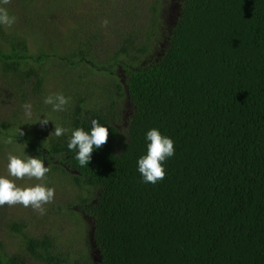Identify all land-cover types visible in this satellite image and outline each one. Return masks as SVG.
<instances>
[{"label": "trees", "instance_id": "16d2710c", "mask_svg": "<svg viewBox=\"0 0 264 264\" xmlns=\"http://www.w3.org/2000/svg\"><path fill=\"white\" fill-rule=\"evenodd\" d=\"M178 3L154 61H138L144 46L130 52L132 25L120 29L108 61L90 58L91 44L77 45L74 57L66 58L71 65L89 62L108 73L121 65L123 84L115 85L131 103L125 127L130 137L103 124L105 112L85 107L80 94L64 112V122L88 131L97 119L117 138L115 145L108 139L94 149L88 166H79L69 139L45 145L31 134L13 135L29 142L36 150L32 155L52 170L71 173L86 189L98 188L96 195L79 194L75 201L93 219L97 264H264V0ZM28 43L25 33L0 25V68L14 78L9 90L21 103L45 93L43 63L54 54L30 51ZM119 54H128L131 63ZM152 128L170 137L175 148L164 162L165 178L156 184L143 182L137 164L147 154L146 133ZM1 133L8 134L2 125ZM70 212V217L78 213L72 207ZM24 226L11 223L16 231ZM56 238L30 235L25 248L46 264L66 263L71 251L55 250ZM0 264L22 262L0 245Z\"/></svg>", "mask_w": 264, "mask_h": 264}, {"label": "rangeland", "instance_id": "374dc122", "mask_svg": "<svg viewBox=\"0 0 264 264\" xmlns=\"http://www.w3.org/2000/svg\"><path fill=\"white\" fill-rule=\"evenodd\" d=\"M22 1H26L28 7L24 6ZM22 1L11 0V3L5 6L9 14L15 13L16 21L11 27H4L7 31L25 33L30 51H37L39 48L49 49L54 51V56L72 48L75 50L76 44H91L90 58H93L95 62L110 59L112 50L119 45L117 38L120 29H128L127 26L130 25L133 26L130 31L134 34L132 39L135 40L130 44V52L133 53L135 47L144 46L145 50L143 49L144 51L138 55L140 57L138 61L142 64L154 61L164 49L166 37L171 31L175 14L180 8V3H178L180 0ZM105 20L108 21L106 26L104 25ZM119 57L127 64L132 61L128 54H119ZM50 60L49 56L44 61L45 65L47 64V71H51L50 74L44 76L42 81L45 93L42 96L31 97L29 95L23 103L19 102L15 92L9 90V84L14 78L0 68V125L8 132L6 135L0 134V176L14 180L20 187L44 183L47 187L55 189V198L51 203L44 205L46 211L43 215L34 211L30 206L24 207L22 204L0 206V245L5 255L18 258L22 264H46L27 251L24 239L30 235L40 238L42 234L47 233L54 238L57 236L55 239L57 249L55 250L71 251L70 261L60 264H86L87 259L92 264H97L100 261V253L91 236L93 219L83 209L79 211L75 201L79 194L96 195L98 188L96 186L89 189L84 188L71 179V173L52 170L51 164L46 160L45 166L49 167L50 171L46 173L43 181L28 177L22 180L15 179L8 173L7 157L9 153L21 158L27 155L33 156L32 152L22 150L23 144L20 136H16L19 131L25 134L31 131L30 134L36 138L41 135H51L59 117L54 113L51 105L44 102L37 106L34 105L39 98H45L49 94L63 93L66 97L70 88L66 83L71 82V73L73 77L77 73L83 76L80 82L76 83L77 88L84 87V85L88 88V92L81 94L87 100L83 105L98 110V113L104 114L105 112L104 123H102L113 125L119 133V130L127 126L131 110L127 94L121 93L115 85L116 82L123 84L124 69L117 63L113 66V71L108 73L106 70H98L91 63L88 65V62L83 67L84 73L71 65L68 72L63 68L57 71L58 68L53 66ZM33 79L34 77L30 76L28 80L31 82ZM25 103L32 105L31 119L24 114L23 105ZM70 105L69 102L66 106L70 107ZM45 116L49 122L46 126H41L39 120L44 119ZM60 120L62 121V115ZM15 133L17 134L13 135ZM9 137L13 139L12 144L5 143ZM108 139H114L115 145L117 138H110L109 134ZM70 199L72 209L78 212L71 217V207L66 205ZM57 206H60L59 209ZM76 219H81L83 223L78 224ZM13 221L25 223L23 230H13L11 228Z\"/></svg>", "mask_w": 264, "mask_h": 264}, {"label": "clouds", "instance_id": "9594fccd", "mask_svg": "<svg viewBox=\"0 0 264 264\" xmlns=\"http://www.w3.org/2000/svg\"><path fill=\"white\" fill-rule=\"evenodd\" d=\"M10 3L11 0H0V25L11 27L16 21V17L10 15L7 7H5ZM107 23L108 21L105 20L104 25L106 26ZM43 102L52 105L53 111H64L66 105L70 102V98L65 97L63 93H54L46 96ZM23 108L25 116L31 119L32 105L25 103ZM48 122L49 119L46 116L44 119L39 120L41 126H46ZM67 131L69 130L55 125V130L51 133V136L60 137ZM129 132V128L121 129V134L124 136L130 137ZM19 135H23V133L19 131ZM108 138L109 128L102 125L99 120L92 119L90 130L86 131L83 127L71 130L68 149L75 153V159L78 161L79 166L85 167L89 165L94 149H99L105 145ZM146 139L149 142L147 154L138 159V171L143 178V182L156 184L166 176L164 162L175 154L174 141L163 135L157 128L150 129L146 133ZM5 143L12 144V137H9ZM7 159L8 173L15 179L22 180L28 177L29 179L35 178L37 181H43L46 173L50 171V168L45 166V160L40 157L27 155L21 158L9 153ZM54 198L55 189L47 187L44 183L20 187L16 185L14 180L0 176V206L22 204L24 207L30 206L34 211L43 215L46 211L44 205L51 203Z\"/></svg>", "mask_w": 264, "mask_h": 264}, {"label": "crops", "instance_id": "0c3cea01", "mask_svg": "<svg viewBox=\"0 0 264 264\" xmlns=\"http://www.w3.org/2000/svg\"><path fill=\"white\" fill-rule=\"evenodd\" d=\"M77 46V44L75 45V47ZM70 48H68V50H69ZM73 50H74V48H72L71 50H69V51H67V52H65V53H60V54H56V55H50V57H51V60H50V62H53V66H55V67H57L58 69H57V71H61L59 68H63L64 70H66L67 72L70 70V65L71 64H69L68 62H67V60H66V58H69V56H71V57H74V53H72L73 52ZM70 57V58H71ZM74 59V58H73ZM45 65V63H43V66ZM47 65V64H46ZM84 65H87V63H85V62H80V63H77V64H75V65H71V66H73V67H75L76 69H78V70H80V71H82L83 72V67H84ZM90 69H91V67H90ZM54 71H56V70H54ZM53 71V72H54ZM51 73V71H48V74H50ZM84 73V72H83ZM71 77H72V79H71V82L70 83H66L68 86H70V88H69V90H68V92H67V94H66V97H69L70 98V103H71V105L73 104V102H74V99L75 98H78L77 97V94H82L83 92L84 93H86V92H88V88H87V86L86 85H84V87L86 86V91L84 90V87H81V88H77L76 87V83H79L80 82V79H82L83 78V76L81 75V74H76L75 75V77H73L72 76V73H71ZM83 96V95H82ZM85 97V96H84ZM44 100V99H43ZM70 105V106H71ZM67 110H69L68 108H67V106L65 107V110L64 111H59V112H55L54 111V113L59 117L58 118V121H57V123H56V125H59V126H61V127H63V128H66V129H68L69 131H67V132H65V134L64 135H62V136H60V137H56V136H54V138H52V136L51 135H48V134H46V135H41V136H39L38 138H36L38 141H41V143L42 144H45L44 143V141L46 140V141H53V140H57V139H62V140H68V139H70V136H71V130H73V129H75L74 127H71V126H69L67 123L68 122H64V120H66L65 118H64V112H66ZM49 112H51V111H49ZM44 113H46V112H44ZM51 114V113H50ZM62 115V121L60 120V116ZM50 116V115H49ZM54 130H55V127L53 128V131H51V132H54ZM29 131H30V129H29ZM31 132V131H30ZM30 132H29V134H30ZM51 136V137H50ZM65 136V137H64ZM20 138V140H21V143L23 144V146L21 147L22 148V150H24L25 149V151L26 152H36V150H34V148L33 147H31V145L29 144V142H27L26 140H24V139H22V137H19ZM46 145V144H45Z\"/></svg>", "mask_w": 264, "mask_h": 264}, {"label": "water", "instance_id": "95a60500", "mask_svg": "<svg viewBox=\"0 0 264 264\" xmlns=\"http://www.w3.org/2000/svg\"><path fill=\"white\" fill-rule=\"evenodd\" d=\"M91 236H92V239H93V226H92ZM93 241H94V239H93ZM95 245H96V243H95Z\"/></svg>", "mask_w": 264, "mask_h": 264}]
</instances>
